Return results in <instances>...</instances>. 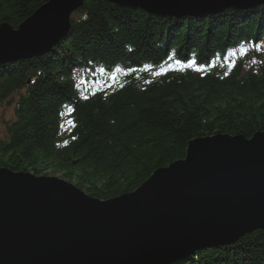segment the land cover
<instances>
[{"label": "trees", "instance_id": "obj_1", "mask_svg": "<svg viewBox=\"0 0 264 264\" xmlns=\"http://www.w3.org/2000/svg\"><path fill=\"white\" fill-rule=\"evenodd\" d=\"M46 1L0 0V24ZM4 103L0 167L100 200L131 192L193 138L264 130V3L174 17L83 0L51 49L0 64ZM161 264H264V228Z\"/></svg>", "mask_w": 264, "mask_h": 264}, {"label": "water", "instance_id": "obj_2", "mask_svg": "<svg viewBox=\"0 0 264 264\" xmlns=\"http://www.w3.org/2000/svg\"><path fill=\"white\" fill-rule=\"evenodd\" d=\"M83 0H47L16 29L0 24V62L48 51ZM154 14H216L264 0H106ZM264 228V130L187 142L182 158L131 192L100 200L57 176L0 167V264H161Z\"/></svg>", "mask_w": 264, "mask_h": 264}, {"label": "rangeland", "instance_id": "obj_3", "mask_svg": "<svg viewBox=\"0 0 264 264\" xmlns=\"http://www.w3.org/2000/svg\"><path fill=\"white\" fill-rule=\"evenodd\" d=\"M12 118V107L4 104H0V132L3 133L4 131V124L8 122ZM48 175L50 176H57L60 177L57 174H53L51 172H48Z\"/></svg>", "mask_w": 264, "mask_h": 264}, {"label": "snow or ice", "instance_id": "obj_4", "mask_svg": "<svg viewBox=\"0 0 264 264\" xmlns=\"http://www.w3.org/2000/svg\"><path fill=\"white\" fill-rule=\"evenodd\" d=\"M184 63H185L184 61H181V60H179V59L176 60V64H177V65H182V66H183ZM192 63H195V62H192ZM187 66H188V67H191V63L188 64ZM198 70H199V69H198ZM117 71H119V69H117Z\"/></svg>", "mask_w": 264, "mask_h": 264}]
</instances>
